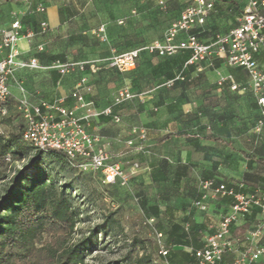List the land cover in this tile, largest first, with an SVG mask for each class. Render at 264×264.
<instances>
[{"label": "crops", "instance_id": "0c3cea01", "mask_svg": "<svg viewBox=\"0 0 264 264\" xmlns=\"http://www.w3.org/2000/svg\"><path fill=\"white\" fill-rule=\"evenodd\" d=\"M37 6V3L31 4L27 0H1L0 23L4 27L10 26L14 20L13 13L16 12L21 19L34 16L39 25L46 19L50 29L62 26L59 5L48 6L45 14L37 13ZM218 12L219 9H215L204 27L195 29L204 28L208 31L201 36L203 42H211L218 34H225L239 24L240 17H237L238 23L232 27L231 21L220 18ZM181 13H174L173 17L178 19ZM117 21L118 24L109 21L100 24L106 27L107 42L110 43L109 56L161 40L173 22L161 24L158 36H145L143 42L126 47V37L140 33L141 29L137 31L132 26L126 28L121 26L124 22L122 19ZM23 26L24 33L34 30ZM40 38L42 36L31 42L26 37L21 38L18 44L20 58L34 56ZM190 55L189 50L168 58L144 55L134 70L116 73L121 77L119 82H101L99 75L90 76L96 71L87 69L90 72L86 74L88 80L92 79V90L88 92L81 88V92L87 101L93 102V109L97 112L112 107V115L92 117L91 130L103 138V144L113 152L115 161H120L127 172H134L129 184L144 206L147 209L152 206L158 208L156 216H148L140 203L146 220L157 219L158 225L165 221L167 227L170 220L179 222L186 217L193 223L204 224L206 232H214L227 200L214 199V187L205 191L202 184L212 179L216 184L226 181L228 185L243 191L263 188L264 182L252 186L243 177L250 172L264 178V169L248 159L252 154L264 157V132L260 134L258 129V95L250 86L241 82L238 90H232L229 82L219 85V76L230 74L231 71V67L223 61L219 66L216 65L221 61L218 59L195 64V68L188 69L185 80H174L179 78L184 61ZM261 61L264 64V53ZM95 65H99V62ZM33 71L18 69L14 77L21 80L29 92L34 89L38 91L37 95L30 94V99L36 98V102L40 99L54 101L65 98L66 105H74L70 95L83 75L81 72L77 71L73 77L69 74L62 76L56 69ZM35 73L37 76L32 80ZM14 79L10 81V99L21 96ZM123 88H127L134 97L116 105L117 92ZM261 93L264 95V87ZM78 112L85 114L87 110L80 109ZM116 115L121 118L118 123L113 118ZM135 129L145 132L144 140H140L138 134L133 132ZM129 139L135 140L136 148L126 147L125 142ZM135 162L139 168L134 170ZM204 193L208 195L206 200L203 199ZM203 203L207 204L206 210L201 208ZM184 226L187 230L191 224L186 223ZM248 229L249 224L238 226L234 233L244 236ZM174 248L190 249L178 245Z\"/></svg>", "mask_w": 264, "mask_h": 264}, {"label": "built area", "instance_id": "2783aa9c", "mask_svg": "<svg viewBox=\"0 0 264 264\" xmlns=\"http://www.w3.org/2000/svg\"><path fill=\"white\" fill-rule=\"evenodd\" d=\"M1 1V0H0ZM14 1V0H6ZM220 0H193L167 28L161 40H156L143 48L131 49L121 54L112 55L109 66L120 72L136 68L141 50L157 52L160 55H174L182 50H189L191 56L186 65L199 64L214 59L222 60L230 67H242L247 75V84L258 95V104L263 117L258 122V129L264 125V69L260 65L259 55L264 51V0H241L244 2V12L239 18V24L225 34H218L211 42H203L195 34V29L205 25L210 14L215 10ZM161 4L164 1H160ZM37 13L45 14L47 7L38 4ZM13 22L8 27L0 23V117L8 112V102L11 97L10 81L14 79L18 69H56L62 76L73 71L81 72L78 83L70 97L74 105H66V99L47 101L40 99L32 101L27 98L25 88L18 83L22 97L18 100L17 108L24 119L22 138L36 150L60 151L65 155L69 164L83 172L96 173L105 185H127L134 172H127L120 161L105 144L99 133L91 130V119L100 115H112V107L100 112L93 109V102L86 100L81 88L87 84V64L76 61H56L50 66H43L35 55L20 58L19 41L26 37L30 42L36 37L47 34L49 23L43 19L39 31L30 30L24 33V26L19 14L13 13ZM97 37L108 41L105 25L97 29ZM36 53L45 51V44L39 43ZM90 69L96 71V65ZM230 83L232 90L240 87L233 74L220 75L219 85ZM134 95L127 88L120 89L115 97V104H120ZM80 109H86L85 114H79ZM115 122L121 118L113 117ZM140 140L145 139V132L135 129ZM127 148H136L134 139L125 142ZM139 164L134 163L133 169ZM202 187L205 191L214 187V199H225V204L216 231L207 232L199 249L190 248L197 264H261L264 261V189L243 191L225 182L207 180ZM208 198L204 193L203 199ZM203 210L207 204H201ZM153 224L155 219H147ZM249 224L244 236L234 233L235 228ZM159 238V253L166 256L169 250L161 241L163 234L156 230Z\"/></svg>", "mask_w": 264, "mask_h": 264}, {"label": "rangeland", "instance_id": "374dc122", "mask_svg": "<svg viewBox=\"0 0 264 264\" xmlns=\"http://www.w3.org/2000/svg\"><path fill=\"white\" fill-rule=\"evenodd\" d=\"M27 1L31 4L44 3L46 7L52 4L60 6L62 26L51 28L40 38V43L45 44L48 54L65 52L70 61L85 62L89 70L91 64L99 62V65H96V74H90L89 71L84 73L90 74L91 77L99 75V80L105 83L119 82L121 77L116 72L102 67L101 60H96L101 58L102 54H106L110 46L109 42H103L97 37L100 24L107 21L118 24L117 19H122L124 22L121 26L126 28L132 26L137 31L141 29L140 33L129 34L126 37V47L134 46L139 41L146 40L145 36H158L160 25L167 24L170 19L176 20L177 17H173V14L181 13L191 3V0H162L163 4L160 3L161 0ZM230 9L223 7L218 15L220 18L226 17L227 22L230 20L231 26H234L236 20L234 16L230 17ZM77 73L73 71L69 76L74 77ZM35 76L37 73L33 74L31 79L35 80ZM90 80L92 81L91 78ZM90 80L82 87L88 92L92 90ZM14 83L17 87L18 83L22 84L29 99L30 94H38L36 89L29 92L19 79L15 78ZM20 94L18 99L15 97L9 99L7 114L0 117V135L4 138L13 132H20L22 122L24 123L17 108L18 100L22 97V93ZM31 100L34 101L36 98ZM263 132L264 125L260 129V134ZM37 156V150L24 145L21 149L12 146L6 157L0 158V204L16 187L18 175L34 174L35 167L43 162L41 168L44 174L50 176L58 190L62 188L66 190L73 207L79 212V222L68 238L70 244L92 235L93 229L114 213L112 219L117 223L112 224L113 226L106 232L94 236L97 247L85 255V264H132L141 256L146 257L147 264H169L165 258L160 257L159 238L156 234V230L162 232L161 241L166 243L164 231L166 222L164 220L160 222L162 228L157 224V219L152 225L147 222L140 207L141 201L130 182L127 185H105L98 174L80 171L53 154H40L38 158ZM136 238L143 241L144 246L133 245ZM50 240L51 236L43 235L42 241Z\"/></svg>", "mask_w": 264, "mask_h": 264}, {"label": "trees", "instance_id": "16d2710c", "mask_svg": "<svg viewBox=\"0 0 264 264\" xmlns=\"http://www.w3.org/2000/svg\"><path fill=\"white\" fill-rule=\"evenodd\" d=\"M223 7L231 8L230 17L234 16L237 24V17L242 16L244 12V2L241 0H220L217 2L215 9L220 10ZM223 18L227 20L226 17ZM21 22L39 31V23L34 16L23 17ZM194 32L202 41L201 36L208 31L201 28ZM148 44H142L138 48H143ZM184 51H179L174 55H160L157 52L143 49L137 62L148 54L168 58L180 55ZM263 53L264 51L259 55V61L264 69V64L261 61ZM34 55L39 58L40 62L42 60L41 64L43 66H50L56 61L65 62L69 60L65 52L48 54L47 50H45L34 53ZM110 57L108 52L102 54L100 58L102 61L101 65L117 73V69L109 66ZM189 58L186 57L183 69L178 74L180 76L175 78V81L185 80L188 69L191 67L195 68L194 64L186 65ZM221 63L222 60L217 62L216 65L219 66ZM87 69L89 68H86V71ZM230 74L234 75L238 83L248 82V75L242 67H231ZM258 116L260 119L262 118L261 109ZM23 127L24 123L22 122L20 132H13L7 138L0 135V158L4 159L11 151L12 146L21 149L24 145H28L35 149L23 140ZM40 154H53L70 165L65 155L60 151H38L37 158ZM248 159L249 162L257 163L258 166L264 169V157L252 154L248 156ZM42 164L43 162L35 167L36 172L34 174L18 175L15 181L16 187L0 204V264H85V255L97 247L96 237L94 238V236L97 233L106 232L113 226L112 224L117 223L112 219L114 213L107 216L102 224L97 225L93 229L92 235L70 244L68 238L79 222V212L73 207L66 190L64 188L58 190L50 176L44 174L41 168ZM243 180L252 186L262 185L264 182V178L261 175L250 172L244 174ZM220 182L226 183V181ZM246 191L252 190L246 189ZM141 205L148 216H156L158 214V208L155 206L147 209L144 206V202H141ZM169 222V225L164 229L166 233V243L164 244L169 252L166 256L160 254V257L165 258L169 264H197L194 254L185 249H175L174 246L199 249L207 233V227L204 224L193 223L190 218L186 217L179 222H171V220ZM186 223L191 224L187 230L184 226ZM159 227L162 228L161 225ZM45 234L51 236L52 240L42 241V237ZM133 245L144 246V242L136 238L133 241ZM132 264H147L146 257L136 258Z\"/></svg>", "mask_w": 264, "mask_h": 264}, {"label": "water", "instance_id": "95a60500", "mask_svg": "<svg viewBox=\"0 0 264 264\" xmlns=\"http://www.w3.org/2000/svg\"><path fill=\"white\" fill-rule=\"evenodd\" d=\"M36 150V149H35ZM37 151H41V150H37Z\"/></svg>", "mask_w": 264, "mask_h": 264}]
</instances>
